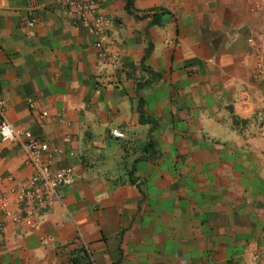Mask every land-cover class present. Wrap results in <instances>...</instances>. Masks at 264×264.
I'll use <instances>...</instances> for the list:
<instances>
[{
	"label": "crops",
	"instance_id": "crops-1",
	"mask_svg": "<svg viewBox=\"0 0 264 264\" xmlns=\"http://www.w3.org/2000/svg\"><path fill=\"white\" fill-rule=\"evenodd\" d=\"M97 11L114 58L63 1L0 0L6 118L74 167L28 226L34 169L0 137V264H264V0Z\"/></svg>",
	"mask_w": 264,
	"mask_h": 264
},
{
	"label": "built area",
	"instance_id": "built-area-1",
	"mask_svg": "<svg viewBox=\"0 0 264 264\" xmlns=\"http://www.w3.org/2000/svg\"><path fill=\"white\" fill-rule=\"evenodd\" d=\"M71 7L72 12L80 19L90 21L96 36L95 47L99 55L110 54L113 40L109 34L111 26L110 19L98 13L99 0H61ZM29 17L24 22L27 26L34 25V11L28 12ZM252 42V39L249 40ZM47 116V112H43ZM264 117V113H263ZM111 134L115 137H124L125 134L113 129ZM0 137L4 141L19 143L26 151L28 161L33 166V174L29 185L19 194V199L25 205L27 211L26 224L35 226L37 221L35 214L40 211L49 210L59 197V189L71 182L74 167L68 166L59 170L52 169L51 155L48 153L49 144L40 140L32 131L17 128L12 125L5 115V102L0 99ZM9 200L0 194V214L9 208ZM2 211V212H1Z\"/></svg>",
	"mask_w": 264,
	"mask_h": 264
}]
</instances>
